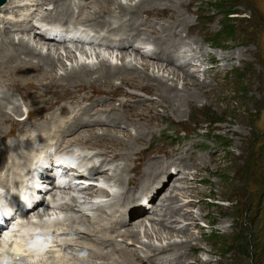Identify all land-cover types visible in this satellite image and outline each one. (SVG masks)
Returning <instances> with one entry per match:
<instances>
[{
	"label": "rangeland",
	"instance_id": "374dc122",
	"mask_svg": "<svg viewBox=\"0 0 264 264\" xmlns=\"http://www.w3.org/2000/svg\"><path fill=\"white\" fill-rule=\"evenodd\" d=\"M69 1L75 3L77 0H73L74 2L72 0ZM118 1L125 5L123 8H129L140 1L147 2L149 4H146L148 5L147 7H152L153 5L159 7L164 5V3L167 6H171L168 9L163 8L166 10L165 15H162L163 18L165 17L164 19L150 21L152 14L140 17L141 25L139 26V31L141 29L142 35L138 34L137 37L134 36L131 39V44L135 46L137 44L138 46L140 45L139 43L141 42L138 39L139 37H145L143 33L150 29L148 26L159 29L162 24L169 25L171 23L173 25L178 21L188 20L190 29L188 27L180 31L184 42L183 45L168 49V53L173 64L184 67L183 71H187L189 75L191 74L194 77L191 78L196 80L194 82L197 85H187L186 88H189L186 89L184 87L185 80L181 79L182 76L179 78L170 74L169 70H174V68L169 66L165 68L163 66L165 65L162 61L165 57L164 54L160 53L157 55L159 60L151 58L152 53L148 56L142 55L141 53L144 54L152 50L153 45L150 44V48L147 49L140 46L139 51H134L125 60L126 63H131L141 71L137 76L123 70L121 73L114 74L112 78L94 82L92 80L96 77L94 72L97 73L98 70V68H95L93 69V75L88 76L86 80L84 79L86 82H77L76 80H81L78 76L72 78L73 82L69 81V83L84 84L67 85L63 83L51 87V84H48L51 79L56 83L58 78L65 76L66 72L64 71L76 68L75 62L77 64H88L91 67L98 64V60L102 58L107 62L110 69H114V67L121 68L120 52L115 48L113 49L114 45H118V43L112 41L115 39L113 38L115 35H109L112 38L105 37L107 33L103 30L106 33V35H103L106 38L104 39L102 30L91 31L94 32L92 33L95 35L94 40L97 42L101 41L98 44L108 46V43H110L111 49L98 45L94 48L89 47L91 49L85 48L86 52L82 54L81 50H79L81 46H74L78 45V43L73 45L70 43L62 44L61 48L67 45V50L71 52V55L75 56V60H69L66 58V51L59 50L58 56L62 59L63 67L55 65L52 71L53 76L46 79V82L43 83L42 77L38 78L39 80L33 79L36 75L28 77L25 72L26 78L18 79L19 86L17 83L12 86V79L15 80L14 78L7 80L6 76L0 75L1 79L8 81L5 83L11 85L9 87L3 86L4 88L0 87V92L4 91L7 93L15 107L22 112L20 115H14L15 113L13 114V111H10L12 105L7 107L5 116L8 117V120L5 121L2 130H0V135L6 136L5 139H0V156H2V152H5L6 155L9 152L10 154L16 153L14 148L17 142L21 141L23 136H25L24 133H21L22 129L26 130L28 135L30 133L43 134L42 130L39 132L34 128L43 124L44 117L50 114L58 116L59 109L62 107L67 110L74 108L76 101L83 95L91 98L94 102L101 101L105 106L109 105L112 108L111 112L123 121L124 124L121 126L125 129L113 128L110 123H105L103 126H93V122L96 120H104L105 114L100 112L98 107L93 106V108L90 106L86 113L88 116L83 119L85 124L93 121L90 123V126L93 127L89 128L96 131V135L85 134L80 138L79 143L82 144H71L68 149V151L72 149V152L76 153L77 157L79 154L90 156L87 162L83 161V165L87 164L89 166L94 162L101 161L99 155L96 157H92V155L100 153L101 156H104L100 149L102 145L97 146L95 144L94 146L85 141L95 142L97 137L102 136L109 137L107 139L110 142L108 141L106 148L111 153H116L119 150L118 153L126 155V158H128L131 151H134L133 154L142 160L141 163L137 161L134 163L136 165L140 164L139 169H143L144 165H147L150 170L152 158L169 161L176 154L178 156L179 153L184 156L181 163L186 165L178 164V166L181 165L182 167L177 166L174 170L169 168L171 176L167 179V183L161 187L162 189L160 188L155 193L154 199L143 200L151 189L144 193L135 191L136 199L143 201V205L141 204L140 208H145L146 210L142 214L140 213L132 224H121L117 231L123 230L122 227L125 229V227L140 225L139 233L136 234L138 238L136 242L126 240L124 243H121L120 239L116 238V243L122 246L127 245L131 249L140 252L139 254L142 257V253L145 252L144 246L163 247V251L161 249L155 252L158 255L159 253L164 254L168 243L188 244L191 249L181 251L186 254L185 257L187 259V261L180 260L181 263L183 261V264H193V259L195 258L202 264H216L217 261L224 259L226 261L225 264H264V0H226V2H222L223 0H158L159 3L154 0ZM110 4L116 7V3ZM12 5L10 4L7 7ZM228 6H231L237 13L229 17L231 18L230 21L225 20L222 16V12L227 10ZM53 7L54 5L52 4L43 7L41 12L44 14L50 13ZM140 7L142 8V6ZM171 8L172 10H170ZM85 10L86 12L88 11L87 8ZM77 11L78 9L75 10V12ZM41 12L39 11L38 13L41 14ZM21 14L25 15L26 12L22 13L21 11ZM179 15L182 16L181 19L172 23L176 16ZM75 18L73 17L76 23L80 16L76 15ZM105 18L109 19L111 16L106 15ZM37 19L35 18L33 21L35 22ZM121 20H124V18L122 17ZM52 22L57 23L58 21H48L51 24ZM76 26L86 29L85 26L79 24L74 25V27ZM230 26L232 29L228 28L227 30V27ZM25 35L17 34L18 37L30 39L29 42L31 43H35V41L42 42ZM195 41L196 45L199 44L201 49H196L194 46ZM76 49L78 50L76 51ZM200 51H205L209 58L203 61L202 53L199 54ZM228 57L231 58L228 59ZM144 61L147 62L145 64L148 66L146 72H142ZM186 61H189L188 64L183 66ZM158 63H163V65ZM175 71L177 72L176 69ZM38 75L41 74L39 73ZM180 75L183 74L180 73ZM148 77L151 80L153 78L160 79L165 86L174 88L180 95L181 102H172L171 100L165 102L163 95H157L160 93L157 90V86L149 84L152 82L149 81ZM187 78L189 80L190 77ZM25 79H33L34 82L29 86L20 85V81H25ZM35 81L38 83L40 81L44 85L37 84ZM63 82H66V80ZM198 84L203 86V88L201 89ZM43 86H46V89L50 90L51 93L43 94ZM132 97H135V99L133 100ZM88 102L83 101L82 104L87 105ZM134 112H136V115L130 117L131 121L126 118V116ZM78 114L81 115L82 111H78ZM61 116L64 118L63 115ZM12 121L14 124L11 125ZM62 121V119H59L57 123L62 124ZM16 122L26 123L17 128L19 123L15 124ZM106 129H110L111 133L105 132L102 134V131ZM56 135L57 133L50 134V136ZM140 136H142V139H138ZM134 137H138V140ZM50 138L52 137H49L46 140L47 142H45L54 144L53 148L51 147L52 152L63 149V147H60L63 146V143H59L57 147L56 139L50 140ZM21 145L24 146L18 148L17 153H28L32 149H37L39 151L38 156H44L47 155L49 150L43 151L44 148H41L42 146L38 143ZM32 152L34 153V151ZM106 158L110 159L108 155H106ZM212 159L215 160L212 161ZM35 161L28 162L29 168L33 166L31 163L33 162L34 164ZM108 162H110V167L113 168L114 166L121 167L122 164L120 160ZM3 163L4 161L0 163L3 170L0 169V177L5 178L8 175V171L5 170V163ZM104 168L106 169V167ZM106 182H104L103 187H106L108 191L110 187L114 191L118 190L112 187V181ZM26 183L24 181L23 185L25 186ZM0 192L8 194L1 186ZM170 192V195L176 199L172 203L167 201L161 206L164 195L168 196ZM75 194L80 195L81 193ZM58 196L61 195L58 194ZM109 198L99 195L98 199L106 203V201H110ZM81 205L82 208L80 207ZM78 206L82 209L81 212L84 211L85 214L91 216L92 212H87L88 210H86L89 208L88 204L83 205L78 202ZM168 207L182 209L183 212L176 216L177 219L179 218L177 222L174 220L168 221L164 217L163 210ZM76 209L79 208L77 207ZM65 210L67 209L57 210L55 213L51 211V220L60 219L62 221L63 217L69 216L71 212L70 215H80V212L76 213L78 212L77 210L75 213L71 210ZM122 210H124V215L126 210L125 208H122ZM189 214L199 226L198 229L193 227L191 221L183 220ZM89 215L88 217H90ZM142 215H144L143 219L138 218ZM203 215H207V217L203 218ZM136 219L142 222L140 221L141 223L136 224L138 221ZM161 219H166L167 223H163L165 228L161 226ZM47 225L49 227L40 225L37 228L41 231H49L55 226L52 223H47ZM141 225L143 226L141 227ZM107 226L105 227L106 229H108ZM55 228L61 230L64 227L60 225ZM182 228L188 229V233H179L178 231ZM13 242L18 245L19 253L26 251V246L30 243L29 240L18 237ZM192 247H197V249L193 250ZM34 249L43 252V247L34 245ZM60 249L51 247L50 254H46L47 258H50L51 261L54 260V262L66 259V256H68L66 254H68L67 251L69 250ZM52 250L54 253L51 254ZM209 250H212L214 254H209L207 252ZM133 256L134 260H131L132 263L140 264L139 260ZM0 257V264H5L7 256L0 252ZM56 257H58L57 260ZM69 257L71 258V256ZM72 257H74V252ZM32 259L31 256L30 260L32 261ZM172 260L173 264H175V260ZM163 262H166V260H154V264H162Z\"/></svg>",
	"mask_w": 264,
	"mask_h": 264
},
{
	"label": "bare ground",
	"instance_id": "6f19581e",
	"mask_svg": "<svg viewBox=\"0 0 264 264\" xmlns=\"http://www.w3.org/2000/svg\"><path fill=\"white\" fill-rule=\"evenodd\" d=\"M154 1H157V3H159L158 0H154ZM110 3H113V4L116 3L115 5L116 7L111 6ZM10 4H13V5L7 7ZM51 4L54 5V7L50 13L48 12L47 14H44L41 12L43 7H47ZM146 4L148 3L145 1H140L138 4L136 5L133 4L129 8H123V6L125 5H122L121 3H119L118 0H77L75 1V3H71V1L69 0L67 1L66 0H34V1L33 0H5L0 5V75L6 76L7 80L14 78L15 80L12 79V86L15 85V83H17L18 85L19 83L18 79L22 80L26 78L25 72H26V76L28 77L36 75V77L33 79H38L42 77L43 78L41 79L42 83L46 82L45 81L46 79L53 76L52 71L55 65L59 67H63L62 59L61 57L58 56L61 49L62 51L63 50L66 51V54H65L66 58H68L69 60H72V59L75 60V56L71 55V52L67 50L68 49V47H66L67 45L65 46L66 48L64 46H63L64 48H61L62 44L65 45L64 36H63L62 41H60V43H54V41L52 40V37L50 36L53 32V29L62 28V31H64L65 27H67L66 30H68V27L71 28V26H73V28H75L79 32L84 33L85 28L81 30L77 26L74 27V25L79 24V25L85 26L88 23L87 26H85L87 31L91 32V31L102 30L103 32L102 36L106 35L107 33L105 37H108V38L109 37L112 38V36L115 35L113 37L115 39L112 41L118 43L117 45L118 47L113 46V48L117 49V51L120 52V55H121L120 60L122 63L121 68L114 67V69H110L107 62L103 60L102 58L98 60V64L94 66L92 65L91 67L88 66V64L87 65L84 63L77 64V62H75L76 68H71L69 71L67 70L64 71L66 72L65 76L63 78L62 76L61 78H58L57 79L58 81H56V83L54 82L53 79H51V82H54V83H51V82L48 83V84H51L50 85L51 87H53V85H58V84H63V83L67 85L84 84V83H77V82H81V81L86 82L85 80L87 79V77L93 75L92 74L94 71L93 69L95 68L96 69L98 68L97 73L94 72V75L96 77H94V79L91 78L94 82L101 80V79L112 78L114 74L121 73L123 70H126L127 73L134 74V76L135 75L137 76L138 74L141 73V71H139L136 68V66L132 65L131 63H126L125 60H127L126 58L130 54H133L134 51H139L140 46L143 47L144 49H147V48H150L149 47L150 44L153 45L152 50L144 54L141 53L142 55L148 56L152 53L151 58H153L154 60L156 59L159 60V57L157 55L160 53L164 54L165 57L163 58L162 61L165 65H163V63H158V64L165 66V68L166 66L174 68V70H169L170 74H172L173 76H177L179 78L182 76L181 79L185 80L184 81L185 88L187 87V85L188 86L197 85L196 82H194L196 81L195 79H193L194 77L191 76V74L189 75L187 71H183L184 67L175 66L173 64V61L171 60V57L168 53V49L174 48L178 45H183L184 43L181 37L182 34L180 33V31L182 29L185 30L186 28H188L189 22L188 20L178 21L182 17L180 16L181 14L179 16H176L174 21H172V23L175 21H178L174 23L173 25L171 23H169V25L162 24L160 25L159 29L157 28L154 29L153 26H148L150 29L148 28L149 30H146L145 33L142 32L145 37H142V38L139 37L138 39L141 42L139 43L140 45L138 46L137 44V47L134 48L133 45L131 44V39H133L134 36L137 37L138 34L139 35L141 34V29L139 31V26L141 25L140 17L142 15L152 14L150 17V21L151 20H161L165 18V17L163 18L162 15L166 13V10H164L163 8L168 9L169 7H171V6H167V4L165 5V3L164 5H161L159 7L155 5H153L152 7H147L149 4L148 5ZM140 6H142V8ZM86 8L88 10L87 12L85 10ZM20 9L22 13L25 11L26 14L22 15L21 11L19 12ZM74 9L75 10L78 9V11L75 12ZM170 10H172V8ZM39 11L41 12V14L38 13ZM74 15L80 16V19L77 20L76 23L74 21L76 19ZM106 15L111 16V18L106 19L105 18ZM72 16L75 19H73ZM122 17L124 18V20H121ZM35 18L36 19L38 18V19L34 22L33 20ZM48 21H58V22L57 23L52 22L51 24V23H48ZM38 22L43 24L44 28L47 29L45 33V37L42 36L41 34H36V30L34 34L32 35V32H33L32 30L37 29V28H34V25L37 24ZM103 30H105L106 33ZM91 33H94V32H91ZM99 33H101V31H99ZM17 34H24V35L26 34L27 37L29 36L32 39H38L39 41H42L43 43L35 41V43L32 42L33 43L32 44L31 42H29L30 39H26L21 36L18 37ZM185 34L187 35V32ZM109 35H112V36H109ZM73 44L75 43L72 42L71 45ZM196 44L197 43L195 41L194 46L196 47V49H199V48L201 49L199 44L198 45ZM74 46H81L79 47L80 48L79 50H81L80 52H82L83 54L86 52L85 48H89V47L94 48V47H97L98 45L95 43L92 45H82L79 43L78 45H74ZM77 50L78 49H76V51ZM135 53H138V52H135ZM200 53H202L203 61L204 59L209 58V55H207L205 51H200L199 54ZM230 58L231 57H228V59ZM188 62L189 61H186L185 65L183 66H186ZM145 63L147 62L144 61V64L142 65L143 66L142 72L143 71L146 72L148 69V66ZM175 69L177 70V72L175 71ZM39 73L41 75H38ZM180 73L183 75H180ZM77 76L80 77L81 79L80 81L76 80L77 82L75 83H69V81L73 82L74 80H72V78H75ZM187 77H190V78L193 77V78L191 79L189 78L188 80ZM33 79H30V80L25 79V81H20L21 83L20 85L29 86L30 84L34 82ZM65 80L66 82H63ZM6 81L4 79H1L0 77V87L1 88H4L3 86H8V87L11 86L10 84L5 83ZM149 81L152 82V83H149L150 85L153 84V86L154 85L155 87L157 86V90L160 92L157 95H163L165 102L170 101V100L172 102H175V101L181 102L179 98L180 95L176 92V90L174 88L165 86L162 83V80L157 79V78H153L151 80V78H149ZM36 83L39 84L40 81L39 83L38 82ZM43 87H44V89L42 90L43 94L51 93L50 90L46 89V86H43ZM200 88L202 89L203 86H200ZM132 98L133 100L135 99V97H132ZM83 101H89V102L87 105H84L82 104ZM10 105H12V107L10 108V111L11 112L13 111L12 113L13 114L15 113L14 115H20L22 113L19 109L15 107V104L12 103V100L7 93H5L4 91L0 92V116L3 115L2 118H0V130H2V126L4 125L5 121L8 120V117H6L5 115H6V109ZM90 106L98 107V110L105 114L104 120H96L95 122L89 121L87 122L89 124H85V120L83 118L88 116V114L86 113ZM111 110L112 108L109 105L105 106L103 102L101 101L94 102L91 98L87 97L86 95H83L81 98H79L76 101L74 108L72 107L70 110H67L66 108L62 107L59 109L58 116L55 114H50L44 117L43 124H40V126L34 128L39 132L40 130H42L44 135L40 133L39 134L33 133L34 136L32 133L28 135L27 134L28 132L22 129L21 133H24L25 136H23V139L21 141L17 142L14 148L16 149L15 150L16 153L10 154V152L8 151L9 149H8L7 150L9 152L8 155H6L5 152H2V156H0V163L4 161L5 170L8 171L7 173L8 175L5 178L0 177V186L1 188H4L5 191L8 193V194H3L0 192V204L7 203V200L16 198L23 190H25L24 189L25 186L23 185L24 181H28V184L31 183V186L35 184V180L33 178L28 180V177L31 174L32 169H33L32 167L29 168L28 166L29 161L36 160L35 163L38 165L39 163H41L40 166H42L48 161L47 156H44L43 158H41L42 155L38 156L39 151H37V149L33 150L31 148L32 150L30 151L31 152L34 151V153L33 152L32 153L31 152H28V153L18 152L17 153L18 148H21L22 146H24L21 144L38 143L39 145L42 146L41 148H44L43 151L45 150L46 152L49 148H51L54 145L52 143L50 144L46 143L47 142L46 140L49 139V137H52L50 138V140L56 139L55 143L57 144V147L59 146V143H63V146H60L61 148L63 147L62 153L63 151L67 152L68 149L71 147L70 146L71 144H82V143H79L80 138L84 136L85 134L96 135L95 134L96 131H94L93 129H90L89 127H93L97 125L103 126L105 123H110L111 126H113V128L118 127V128L125 129L121 126L124 124L123 121H121V119L116 114L112 113ZM78 111H82V114L79 115ZM61 115H63L64 118ZM133 115H136V112H134L133 114L132 113L129 114L128 116H126V118H129V120L131 121L130 117ZM59 119L63 120L62 124L57 123ZM91 122L94 123L93 126H90ZM17 123L19 122H16L15 124ZM25 123L24 122L19 123L17 128H20L22 125H25ZM12 124H14L13 121L11 125ZM110 131H111L110 129L103 130L102 134L105 132H110ZM51 133H57V135L50 136ZM5 138L6 136H4L3 134L0 135V139L3 140ZM105 138L107 139L109 137L108 136L97 137L95 139V142L85 141L88 144L90 145L92 144L94 146L95 144L97 146L101 144L102 147L100 149L102 150V153L104 155V156H101L100 153H98L97 155H92V157L94 156L96 157L99 155L101 157V161L94 162L90 165L88 174L90 176H93V178H95L96 180L92 182V186L89 189L81 191L80 195H76L75 193H71L72 189H70V187H72V185L70 186L68 185L69 186L68 188H60V189L54 188L51 190V192L47 190V193H45L48 196H50V199L52 202H55V201L58 202L59 200L60 201L66 200L65 202L67 203H64V202L61 203L62 205H60V210L67 209V210L73 211V213H75V211L77 210L78 212L76 213L80 212L79 213L80 215L79 216H74V214L70 215L72 213L71 212L69 216H64L63 217L64 219H62V221H60V219L59 220L56 219L55 221H52L51 211L55 213V211L57 210L52 209L49 212L48 210L44 209L42 206L40 205L38 206L37 203L34 204V203H31V201H27L26 204L28 205L32 204V206L30 207L31 208L30 211L27 213L32 212L31 215H33V217L16 218L15 219L16 222L13 225V228H15L17 232L8 233V235L4 236L6 240L0 241V252L7 256L5 260V264H133L131 261L133 259L132 255H134L135 258L139 260L140 264H154V260L156 261L157 259L166 260V262H163L162 264H173L172 259L175 260V264H183V261L182 263L180 262V260L182 259L184 261H187L185 257L186 254L182 253L181 251L190 250L191 246L188 244L168 243V245H166L165 247L164 254L159 253L158 255H156L155 252L160 251L163 247L153 248L152 246H144L143 248L145 252L142 253L143 254V257H142L139 254L140 252L134 249H131L127 245L122 246L121 244L116 243L117 242L116 238L120 239L121 243L126 242V240L136 242L138 238L136 237L137 236L136 234L139 233L138 229L140 228V225H136L135 227L134 226L127 227V228L125 227V229L124 227H122L123 230H121L120 232L117 231V228L121 224H124V223H127L128 225L132 224L135 221V218L140 213L142 214L146 210V209L140 208L141 202L143 203V201L136 199L135 191L137 190L140 193H144L148 189H151V191H149V193L145 195V199L143 200L149 201V200L154 199L153 197L155 196V193L161 187H163L165 183H167L166 182L167 179H169L171 176L170 175L171 171H169V168H172V170H174L177 168L178 164H181L182 166H186L184 163H181L183 162L184 156H182V153H179L178 156L176 154L175 157H172L169 161H162L159 158L158 159L152 158V164L150 165V170L147 165H144L143 169L142 168L139 169L140 164L136 165L134 163L136 161L141 163L142 160L141 158L137 157V155L135 156V154H133L134 151H131V154L128 155V158H126V155L118 153L119 150L116 153H111L107 151L106 144L108 143L109 140L108 139L106 140ZM137 138L138 137H136L135 139ZM138 139H142V136H140ZM11 147L13 148V146ZM55 155H56V151H55ZM106 155H108L110 159H107ZM88 158H90V156L86 154L85 156L83 155L82 160H85ZM115 160L122 161L121 167H116V166H114V168L110 167L109 165L110 162L108 161H115ZM214 160L212 159V161ZM31 164L33 165V162ZM104 167H106V169ZM0 169L2 170L1 166H0ZM47 170H49V168L46 169L45 174H48ZM38 180H39L38 187H40V184H41L40 188L42 189L44 188L42 184H45V183L47 184L46 180H48V178H45V180L43 178H38ZM106 181L108 182L112 181L113 183V184L111 183L112 187L118 190L114 191L110 187V190L108 191L106 187L105 188L103 187L104 182ZM46 188H48V184ZM26 193L27 194L32 193L34 196L38 198L40 197V195H42L33 187H31L30 189H27ZM58 194H60L61 196H58ZM170 194L171 192L169 193L168 196L166 195H164V197L162 196L163 200L161 202V206H163V203L167 201L172 203L176 199ZM99 195H102L104 196V198H107V199L110 197L109 198L110 201L109 202L106 201V203L101 202L98 199ZM42 197H45V196H42ZM78 202H81V204L83 205H86V204L89 205V208L86 210H88L87 212H92L91 216L88 214L90 217H88V215L85 214L84 211L81 212L82 209H80V207L82 208V205L79 207ZM19 206L20 205L18 203L16 205V209L20 210ZM11 207H13V205L7 209H10ZM77 207L79 209H76ZM122 208L123 209L125 208L126 210L125 211L126 213H124V215H123L124 210H122ZM39 209L40 211L45 212V213L37 212ZM119 209L121 210L119 211ZM181 212H183L182 209H177L175 207H168L166 210H163L164 217L167 218L168 221L174 220L175 222H177L179 219V218L177 219L176 216L180 215ZM124 216H125V221H124ZM142 217H144V215L138 218H142ZM206 217L207 215H203V218H206ZM185 219L183 218L184 221H191L193 223L192 225L194 228L196 229L199 228V226L195 223V220L192 218L190 214L186 216ZM136 220H138L136 224L142 222L139 219H136ZM31 222H33L36 227H39L40 225H46L49 227L47 223H52V225H55V226L53 229H50L49 231L42 230L39 233L38 228L30 229L31 227L28 224H30ZM160 222L162 223L161 226L165 228L164 227L165 225H163V223L166 222V219H161ZM60 225L63 226L64 228L61 230L59 228L58 229L55 228L56 226H60ZM106 226L108 229L105 228ZM142 226L143 225H141V227ZM178 232L182 234L188 233V229L186 230L185 228H182ZM69 236H70V239H69ZM16 237L24 238L30 241L29 245L26 246L27 252L24 251L23 253L22 252L19 253L18 245H16V242H13V240ZM34 245L36 247L37 246L43 247V252H45V254L47 255L50 254L51 247L52 248L56 247V249L64 248L66 250H69L67 251L68 254H66L68 256H66V259L58 260L57 262L56 261L54 262V260L51 261L50 258L48 259L47 258L48 256L42 257L41 255L43 252L40 250L34 249ZM192 249L193 250L197 249V247H194V248L192 247ZM163 250L164 249H162V251ZM73 252H74V257H72ZM207 252L209 254H214L212 250H209ZM52 253H54V251L51 252V254ZM135 253L137 254V256ZM31 256L33 258L32 261L30 260ZM69 256H71V258ZM58 257H56V260ZM225 263H226L225 259L219 260L216 262V264H225ZM193 264H202V263L197 258H195L193 259Z\"/></svg>",
	"mask_w": 264,
	"mask_h": 264
},
{
	"label": "trees",
	"instance_id": "16d2710c",
	"mask_svg": "<svg viewBox=\"0 0 264 264\" xmlns=\"http://www.w3.org/2000/svg\"><path fill=\"white\" fill-rule=\"evenodd\" d=\"M222 2H226V0H223ZM235 14H237V13L235 12V10H233L231 8V6H228L227 10H225V11L222 12L223 18L225 20H227V21H230L231 18H229V17L234 16ZM224 28H226V27H224ZM228 28L229 29H232L231 26L230 27H227V30H228Z\"/></svg>",
	"mask_w": 264,
	"mask_h": 264
},
{
	"label": "water",
	"instance_id": "95a60500",
	"mask_svg": "<svg viewBox=\"0 0 264 264\" xmlns=\"http://www.w3.org/2000/svg\"><path fill=\"white\" fill-rule=\"evenodd\" d=\"M5 0H0V3H3Z\"/></svg>",
	"mask_w": 264,
	"mask_h": 264
}]
</instances>
